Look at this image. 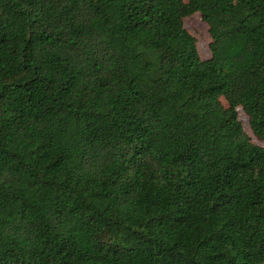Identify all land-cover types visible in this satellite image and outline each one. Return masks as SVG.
I'll use <instances>...</instances> for the list:
<instances>
[{
	"label": "trees",
	"instance_id": "obj_1",
	"mask_svg": "<svg viewBox=\"0 0 264 264\" xmlns=\"http://www.w3.org/2000/svg\"><path fill=\"white\" fill-rule=\"evenodd\" d=\"M189 2L0 0V264H264V0Z\"/></svg>",
	"mask_w": 264,
	"mask_h": 264
},
{
	"label": "rangeland",
	"instance_id": "obj_2",
	"mask_svg": "<svg viewBox=\"0 0 264 264\" xmlns=\"http://www.w3.org/2000/svg\"><path fill=\"white\" fill-rule=\"evenodd\" d=\"M184 1L186 3H190L189 0H184ZM191 11L192 14L185 19V27L188 30V32L193 37L196 38L197 48L201 58L203 60H208L209 58H211V52L209 48L211 38L209 35L208 25L202 20L199 10L194 5H191ZM223 103L225 104L224 101ZM238 112H239V120L241 121L245 132L250 136L252 143L264 148V141L254 136L250 128L248 117L245 115L243 110L238 109Z\"/></svg>",
	"mask_w": 264,
	"mask_h": 264
}]
</instances>
